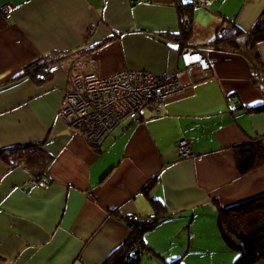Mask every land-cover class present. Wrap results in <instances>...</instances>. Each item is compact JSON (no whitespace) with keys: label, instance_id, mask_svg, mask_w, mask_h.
Here are the masks:
<instances>
[{"label":"crops","instance_id":"obj_1","mask_svg":"<svg viewBox=\"0 0 264 264\" xmlns=\"http://www.w3.org/2000/svg\"><path fill=\"white\" fill-rule=\"evenodd\" d=\"M194 1L0 0L12 5L0 13V149L39 142L50 155L35 183L23 163L0 159V264H101L129 237L128 219L155 212L163 216L143 231L138 264L237 258L217 216L264 193V165L239 173L234 153L264 138V107L254 108L264 105V40L256 66L208 43L229 21L248 32L264 0ZM187 3L192 33L180 44L177 6ZM181 48L199 51L208 69L184 66ZM86 57L101 75L176 71L182 89L95 146L57 115L71 66ZM39 60L49 74L37 81L24 73ZM181 139L192 156L177 154Z\"/></svg>","mask_w":264,"mask_h":264},{"label":"trees","instance_id":"obj_2","mask_svg":"<svg viewBox=\"0 0 264 264\" xmlns=\"http://www.w3.org/2000/svg\"><path fill=\"white\" fill-rule=\"evenodd\" d=\"M192 3L178 4L180 30L175 36L178 40L190 37L192 33ZM221 27L224 31H221ZM264 40V11L258 16L248 32L242 31L233 21L219 26L214 38L209 41L215 49H231L243 54L253 66L261 64L259 54L255 48L258 41ZM52 54L50 55V57ZM29 64L27 72L33 79L40 81L47 77L44 62ZM40 71L35 72V67ZM254 81L258 76L254 75ZM264 105L254 108L260 109ZM31 145L30 148H26ZM5 147L0 149V159L9 165L23 163L30 171H33L36 181L50 161V155L40 146L39 142ZM236 167L239 173H246L260 165H264V138H254L246 144L234 147ZM31 173V172H30ZM152 204L158 206L156 200ZM146 219H128L131 226L129 237L110 253L101 264H138L143 246L141 236L143 231L152 228L163 215L152 213ZM217 226L226 246L237 252V258L232 264H253L259 259H264V193L249 199L218 208ZM166 264H178L177 260H171Z\"/></svg>","mask_w":264,"mask_h":264},{"label":"built area","instance_id":"obj_3","mask_svg":"<svg viewBox=\"0 0 264 264\" xmlns=\"http://www.w3.org/2000/svg\"><path fill=\"white\" fill-rule=\"evenodd\" d=\"M212 1L195 0L193 4L209 7ZM11 9L9 2L0 5L3 15ZM221 31H224L223 27ZM179 54L186 67L195 64L202 71L209 67L197 50L182 48ZM90 63L88 57L74 61L69 73V88L64 91L57 115L71 128L81 131L85 139L95 146L105 137L112 136L125 119L139 118L146 105L159 111L160 103L182 89L176 71L154 74L143 69H120L101 75ZM176 152L179 157L193 155L191 144L186 139L178 142ZM25 170L29 173L27 168ZM31 182H37L35 177L31 178Z\"/></svg>","mask_w":264,"mask_h":264},{"label":"clouds","instance_id":"obj_4","mask_svg":"<svg viewBox=\"0 0 264 264\" xmlns=\"http://www.w3.org/2000/svg\"><path fill=\"white\" fill-rule=\"evenodd\" d=\"M181 49H182V48H181ZM181 49H180V50H181ZM193 50H194V49H193ZM179 52H180V51H179ZM181 61H182V60H181Z\"/></svg>","mask_w":264,"mask_h":264}]
</instances>
